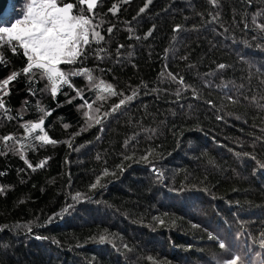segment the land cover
<instances>
[{
  "label": "trees",
  "instance_id": "16d2710c",
  "mask_svg": "<svg viewBox=\"0 0 264 264\" xmlns=\"http://www.w3.org/2000/svg\"><path fill=\"white\" fill-rule=\"evenodd\" d=\"M93 11L104 39L60 67L113 86L96 100L71 77L101 116L136 95L86 127L71 88L53 98L39 75L9 84L0 138L23 137L39 105L58 143L23 152L33 170L0 139V264H264V0H100ZM0 58V81L27 63L2 42Z\"/></svg>",
  "mask_w": 264,
  "mask_h": 264
},
{
  "label": "snow or ice",
  "instance_id": "6c2138e0",
  "mask_svg": "<svg viewBox=\"0 0 264 264\" xmlns=\"http://www.w3.org/2000/svg\"><path fill=\"white\" fill-rule=\"evenodd\" d=\"M96 4L97 0H77L76 4L65 2V0H28L25 4L22 18L17 19L10 27H0V42L11 46L14 54L17 49H22L27 61L26 66L20 72L14 71L7 78L0 81V109H5L3 97L10 94L9 84L20 75L28 77L30 82L34 81L37 75H39L40 79H46L53 98L57 96L62 86H67L75 91L77 97L83 101L78 107L81 109L86 107L89 110L83 112L86 117V127L101 125L103 120L109 115L133 100L135 93L121 99L109 112H105L101 116L99 115L100 108H94L93 103L84 98V90L76 88L71 77L77 75L85 76L87 81H89L90 88L94 87L99 93L95 97L96 100H105L107 97L117 96L118 93L113 86L106 84L103 80L96 82L91 69L81 67L73 71H65L60 67L62 64L74 65L78 62L82 63L81 58L85 54L86 47L90 43H99L104 39L100 31H98L100 25L94 23L95 14L93 10ZM80 6H86L87 15L85 14V8ZM143 10L141 9V11ZM111 11L113 13L116 11L115 5ZM108 31L111 32V28ZM99 51H103V49ZM0 61H2V58H0ZM224 67L223 64L219 65V68ZM168 75L173 80L176 79L171 73ZM180 83H183L182 78ZM105 93L107 94L106 96L103 95ZM177 95H179V91ZM75 98L70 97L68 103H71ZM25 103L27 104V101ZM37 107L38 111L43 115L36 122L29 121L23 124V137L15 138L9 135L0 138L5 142V147H10L7 145V141L12 140L14 142L13 146H11L12 150L20 154L21 159H24L27 166L33 168V170L35 168L24 157L23 152L34 148L35 142H40L43 145L58 143L49 137L44 128L45 118L51 114L50 110L46 111L44 107L39 105ZM68 126L67 124L64 125L65 128ZM149 155L151 153L142 156L141 159L147 161ZM46 163V160L42 161L36 167H44ZM154 171L158 170L154 169ZM108 174L105 171L104 175ZM160 175L162 177V174ZM97 186L103 187L99 178L91 185V188L94 189ZM83 198L80 193L72 196L74 201H79ZM71 207V204L67 205L64 208V212H68ZM160 223H163V220ZM24 227L28 226L25 225ZM29 231H31L30 228ZM39 238L37 237V239ZM211 238L215 239V237ZM97 242L103 244L105 242L110 243L111 240L107 234H102ZM261 246L264 247V240L261 241ZM219 247L225 248V244L221 241L219 242ZM238 260H240V257L237 255L225 260L223 264H237Z\"/></svg>",
  "mask_w": 264,
  "mask_h": 264
},
{
  "label": "rangeland",
  "instance_id": "374dc122",
  "mask_svg": "<svg viewBox=\"0 0 264 264\" xmlns=\"http://www.w3.org/2000/svg\"><path fill=\"white\" fill-rule=\"evenodd\" d=\"M28 0H9L10 10L5 13V16L0 17V27H10L17 19L22 18L23 11L25 9L24 4Z\"/></svg>",
  "mask_w": 264,
  "mask_h": 264
},
{
  "label": "water",
  "instance_id": "95a60500",
  "mask_svg": "<svg viewBox=\"0 0 264 264\" xmlns=\"http://www.w3.org/2000/svg\"><path fill=\"white\" fill-rule=\"evenodd\" d=\"M100 0H97V2ZM7 0H0V14L3 12V10L6 8Z\"/></svg>",
  "mask_w": 264,
  "mask_h": 264
},
{
  "label": "bare ground",
  "instance_id": "6f19581e",
  "mask_svg": "<svg viewBox=\"0 0 264 264\" xmlns=\"http://www.w3.org/2000/svg\"><path fill=\"white\" fill-rule=\"evenodd\" d=\"M7 4H6V8L3 10V12L0 14V17L5 16V13L8 12L10 10V4H9V0H7Z\"/></svg>",
  "mask_w": 264,
  "mask_h": 264
}]
</instances>
